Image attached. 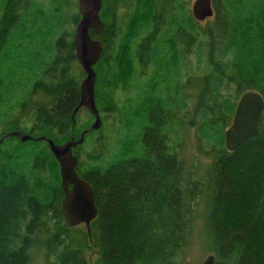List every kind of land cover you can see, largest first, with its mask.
<instances>
[{
  "label": "trees",
  "instance_id": "16d2710c",
  "mask_svg": "<svg viewBox=\"0 0 264 264\" xmlns=\"http://www.w3.org/2000/svg\"><path fill=\"white\" fill-rule=\"evenodd\" d=\"M50 1L51 12L61 15L62 0ZM117 1L103 0L104 30L91 35L103 45L95 65L97 106L100 114L116 112L119 137L106 141L101 127L74 149L78 175L94 188L97 217L89 231L69 227L48 142L6 138L0 264H32L36 254L45 264H91L90 241L95 264H182L197 216L214 264H264V111L257 136L232 152L224 141L240 95L255 89L264 96V0H212L207 33L189 10L191 0ZM43 6L0 0V138L17 130L61 144L79 139L94 117L73 124L85 73L75 67L73 39L51 33L55 22L49 25ZM196 46L199 59L207 49V70L188 73L183 83L181 58ZM188 86L190 124L211 156L208 182L187 175L176 148ZM119 89L127 95L122 103L114 95ZM83 148L90 149L85 159Z\"/></svg>",
  "mask_w": 264,
  "mask_h": 264
},
{
  "label": "water",
  "instance_id": "95a60500",
  "mask_svg": "<svg viewBox=\"0 0 264 264\" xmlns=\"http://www.w3.org/2000/svg\"><path fill=\"white\" fill-rule=\"evenodd\" d=\"M103 0H79L80 20L76 24L73 46L75 57L85 73L80 83V101L72 115L81 108H86L94 117L89 129L81 132L80 138L74 137L58 144L52 138L40 136L46 140L50 150L59 163L61 186L64 192L61 201V212L69 227L85 224L88 231L91 222L97 217L98 209L95 203L94 188L90 182L78 175V158L74 149L81 145L85 136L102 126V117L96 102L97 73L95 65L99 61L103 45L101 40L93 38L91 31L96 34L104 30L105 24L100 17ZM191 14L199 22L213 17L215 9L212 0H193ZM264 111V96L255 89L245 91L239 97L230 125L226 128L225 143L227 150L232 152L244 141L255 137L260 131V123ZM11 136L19 137L21 141L33 139V136L21 131H11L0 138V151L3 141ZM215 255L209 254L201 264H214Z\"/></svg>",
  "mask_w": 264,
  "mask_h": 264
},
{
  "label": "rangeland",
  "instance_id": "374dc122",
  "mask_svg": "<svg viewBox=\"0 0 264 264\" xmlns=\"http://www.w3.org/2000/svg\"><path fill=\"white\" fill-rule=\"evenodd\" d=\"M192 1L193 0L189 2L190 12H191ZM28 2L38 3V4L40 3L44 5L43 11L47 12L46 16L47 14H49L48 12H50L49 15L51 16L52 18L51 20L53 21H50L51 23L49 22V25L51 26L52 22H55V24H53L49 29L52 30L51 31L52 34L53 32H55L54 36L56 38H59V36L63 35L65 37L66 42L69 39H74L73 37L75 34L76 24L79 21L76 15L80 13L78 0H62L61 15L59 14L55 15L56 13L51 12L52 2L50 0H28ZM117 2H118L117 3L118 5L120 4H122L121 6L125 5L122 0H118ZM123 12H124V9L122 8V13ZM214 20H215V17L213 16V17L207 18L205 21L200 22L199 25H200L201 32L207 33L208 27L212 26ZM57 23L60 24L59 27H55ZM48 38L51 39V37H48ZM9 42H10V39L8 40V43ZM42 42L44 41L42 40L40 43ZM49 43L52 45V44H55L56 42L54 43V40L51 39ZM45 46L46 44L43 45L42 47L43 55L45 53ZM198 50H199L198 46L193 47L192 49H190L189 54L181 58L182 60H181V65H180L181 66L180 71L182 75L181 81L183 80V83H185L188 73L201 74L207 70L205 68L207 66V62H206L207 49L205 48L200 59H199V56L197 55ZM48 59H49V56L45 55V60L48 61ZM77 62L75 66L76 68L80 66L79 62L78 63ZM149 68L147 72L150 71ZM77 71L80 72V69L77 68ZM84 77H85V74H83L81 80H83ZM184 93L186 97V102H187L186 107L187 108L186 109L184 108L180 112V115H179L180 118L184 120L185 123L180 124L178 127L179 145L176 146L177 151H178V156H179V159L184 164V166L186 167L188 176L198 178V179H203L204 182H208L210 179L209 166L211 164V156L203 152L207 150V147H202L203 149L200 148L201 146H200V142L197 136L196 127L190 124L191 118H192L190 114V109H191L192 104L194 103V96H193L194 91L192 90L190 86H188V87H185ZM114 95L117 101L121 103L122 101H125V98L127 97V95L124 94V92L121 89L117 90ZM77 113H78L77 114L78 120H76V122L78 124L80 125L85 124L89 120L90 112L86 108H81ZM111 113H112L111 116L109 112H103L101 114L102 121H103V126H101L102 133L105 136V138L107 137L106 141H109V142L116 141L117 138L119 137V131H120V123L117 120L119 117L116 114V112L115 113L111 112ZM2 126L3 124L0 122V133L2 131L1 129L3 128ZM5 141L11 144L17 143L16 139L15 138L13 139L12 137H8ZM87 151L90 152V149L83 148L82 150H80V154L82 155L83 159H85L86 157L85 153ZM203 208H204V204H203V201H201L199 208H198L200 213L202 212L201 210H203ZM197 217L198 218L196 220V223H194L191 244L186 249L185 257L183 259L182 264H201L205 260V258L209 254H211L209 247L205 243L203 232L201 229L202 219L199 216ZM85 228H86L85 224H80L79 226L76 227V230L85 229ZM88 244H89V247L86 250V256L91 264H95V261L97 259V251H96L95 244L93 243V241H90ZM32 264H45V262H44L43 257H41V255L36 254Z\"/></svg>",
  "mask_w": 264,
  "mask_h": 264
},
{
  "label": "bare ground",
  "instance_id": "6f19581e",
  "mask_svg": "<svg viewBox=\"0 0 264 264\" xmlns=\"http://www.w3.org/2000/svg\"><path fill=\"white\" fill-rule=\"evenodd\" d=\"M78 4H79V0H78ZM196 20V19H195ZM199 22V21H198ZM82 81V80H81ZM93 122V121H92ZM8 133V132H7ZM6 134V133H5ZM3 136V135H2ZM33 139H35V138H33ZM36 139H38V138H36ZM224 141H225V134H224ZM23 142V141H22ZM225 146H226V143H225ZM226 149H227V147H226ZM61 182V181H60Z\"/></svg>",
  "mask_w": 264,
  "mask_h": 264
},
{
  "label": "flooded vegetation",
  "instance_id": "af4514ba",
  "mask_svg": "<svg viewBox=\"0 0 264 264\" xmlns=\"http://www.w3.org/2000/svg\"><path fill=\"white\" fill-rule=\"evenodd\" d=\"M99 62V61H98ZM238 101V100H237ZM262 119V118H261ZM33 138H35V137H33ZM36 139V138H35Z\"/></svg>",
  "mask_w": 264,
  "mask_h": 264
}]
</instances>
